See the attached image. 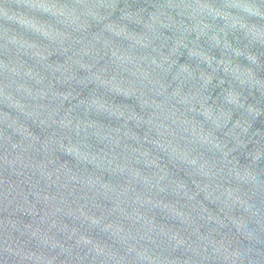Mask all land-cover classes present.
I'll list each match as a JSON object with an SVG mask.
<instances>
[{
    "label": "clouds",
    "instance_id": "clouds-1",
    "mask_svg": "<svg viewBox=\"0 0 264 264\" xmlns=\"http://www.w3.org/2000/svg\"><path fill=\"white\" fill-rule=\"evenodd\" d=\"M261 100L264 0H0V264H264Z\"/></svg>",
    "mask_w": 264,
    "mask_h": 264
},
{
    "label": "water",
    "instance_id": "water-1",
    "mask_svg": "<svg viewBox=\"0 0 264 264\" xmlns=\"http://www.w3.org/2000/svg\"><path fill=\"white\" fill-rule=\"evenodd\" d=\"M241 59L243 62V58ZM257 98L260 99L259 93H257ZM261 102L264 103V100H261ZM253 128L259 129L261 133L264 134V116L257 117V119L253 122ZM262 162H264V157H262Z\"/></svg>",
    "mask_w": 264,
    "mask_h": 264
}]
</instances>
